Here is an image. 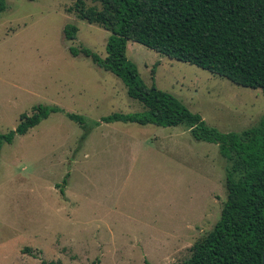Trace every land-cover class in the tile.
Instances as JSON below:
<instances>
[{"label": "rangeland", "instance_id": "1", "mask_svg": "<svg viewBox=\"0 0 264 264\" xmlns=\"http://www.w3.org/2000/svg\"><path fill=\"white\" fill-rule=\"evenodd\" d=\"M75 1L7 0L0 13V133L37 104L90 120L144 109L120 78L69 52L87 47L104 58L109 35L79 18ZM67 23L78 28L72 40L64 38ZM126 55L147 85L175 95L221 132L240 131L264 114L259 88L131 40ZM82 132L52 113L2 144L0 264H180L226 199L217 144L195 140L181 126L101 123L80 142ZM66 175L61 193L57 184Z\"/></svg>", "mask_w": 264, "mask_h": 264}, {"label": "trees", "instance_id": "2", "mask_svg": "<svg viewBox=\"0 0 264 264\" xmlns=\"http://www.w3.org/2000/svg\"><path fill=\"white\" fill-rule=\"evenodd\" d=\"M76 0L81 19L109 31L106 55L87 47H72L73 56L90 58L98 67L121 79L127 95L142 103L139 112H114L90 120L58 106L37 104L21 113L17 125L0 133V150L52 113H63L82 128L80 142L101 123L123 122L161 127L181 126L198 141L215 143L225 159L226 199L219 219L190 249L180 264H261L264 244V114L252 125L221 132L190 111L175 95L147 85L137 65L126 55L128 40L169 58L186 62L237 85L264 93V0ZM7 0H0V13ZM78 28L67 23L66 40ZM154 72V70H152ZM68 175V174H67ZM67 175L57 184L64 192ZM28 251V249H26ZM42 264H54V262ZM89 264H99L94 260ZM145 264H151L145 260Z\"/></svg>", "mask_w": 264, "mask_h": 264}, {"label": "water", "instance_id": "3", "mask_svg": "<svg viewBox=\"0 0 264 264\" xmlns=\"http://www.w3.org/2000/svg\"><path fill=\"white\" fill-rule=\"evenodd\" d=\"M261 264H264V244H263L262 255H261Z\"/></svg>", "mask_w": 264, "mask_h": 264}]
</instances>
